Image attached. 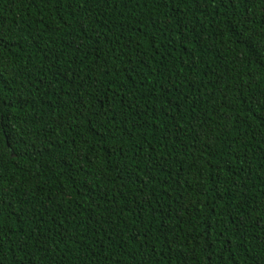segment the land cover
Wrapping results in <instances>:
<instances>
[{"label": "trees", "instance_id": "16d2710c", "mask_svg": "<svg viewBox=\"0 0 264 264\" xmlns=\"http://www.w3.org/2000/svg\"><path fill=\"white\" fill-rule=\"evenodd\" d=\"M0 264H264V0H0Z\"/></svg>", "mask_w": 264, "mask_h": 264}]
</instances>
